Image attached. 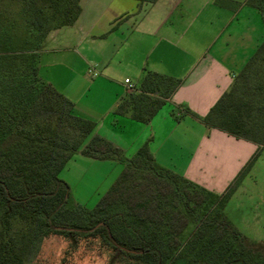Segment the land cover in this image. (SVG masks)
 <instances>
[{
	"label": "trees",
	"instance_id": "1",
	"mask_svg": "<svg viewBox=\"0 0 264 264\" xmlns=\"http://www.w3.org/2000/svg\"><path fill=\"white\" fill-rule=\"evenodd\" d=\"M17 1L35 48L0 54V137L16 138L12 145L0 146V264H25L32 229L42 238L101 239L138 264L186 258L188 264H264V244L251 242L225 213L258 153L221 194L160 166L148 145L126 158L122 149L94 135L96 123L75 116L73 102L39 76L40 47L50 32L76 22L81 0ZM246 3L264 17V0ZM179 84L147 72L139 92L124 100L116 114L130 113L147 124ZM202 121L264 148V43ZM78 153L123 165L110 190L90 210L89 222L82 220L87 208L72 198L69 185L59 177ZM199 213L195 228L187 233ZM15 224L25 230L14 231ZM204 249L205 262L190 256Z\"/></svg>",
	"mask_w": 264,
	"mask_h": 264
},
{
	"label": "crops",
	"instance_id": "2",
	"mask_svg": "<svg viewBox=\"0 0 264 264\" xmlns=\"http://www.w3.org/2000/svg\"><path fill=\"white\" fill-rule=\"evenodd\" d=\"M246 1L81 0L76 22L50 32L40 47L39 76L126 158L148 145L156 162L176 173L170 153L180 163L187 149L192 156L182 175L219 194L258 150L202 121L264 43V17ZM147 72L180 84L147 124L116 114ZM222 178L226 183L217 188Z\"/></svg>",
	"mask_w": 264,
	"mask_h": 264
},
{
	"label": "rangeland",
	"instance_id": "3",
	"mask_svg": "<svg viewBox=\"0 0 264 264\" xmlns=\"http://www.w3.org/2000/svg\"><path fill=\"white\" fill-rule=\"evenodd\" d=\"M33 39L32 33L24 23V16L18 1L0 0V54L29 52L35 48ZM255 80L253 78V83H256ZM37 114H40V111ZM189 140L193 143L196 137L190 136ZM15 141L16 138L13 136H1L0 146L5 148ZM256 153H258L256 160L243 179L239 181V185L225 208V213L233 226L251 242L264 244V148L259 149L258 147ZM170 154V163L175 167L173 170L182 175L183 167L192 153H189L187 149L181 152L179 154L182 158L180 163L176 160L178 153L171 151ZM122 168L123 165L117 161L92 160L80 153L74 155L67 163L59 177L69 185L72 198L88 209H84L85 213L82 217L84 222H89L90 210L95 208L100 199L110 190ZM206 171V177L212 179L215 176L219 180L215 170ZM238 176L239 174L228 185H224V191L238 180ZM224 183H226L225 179H220L217 188L223 187ZM200 217L201 213L191 219L187 233L195 228ZM13 228L18 232L25 230L21 224H15ZM1 230L0 212V232ZM32 232L33 239L25 255V264H138L115 253L109 246L101 243V239L67 238L57 235L42 238L36 234L35 229H32ZM190 256H195L196 260L205 262L206 250H202L201 254L193 252ZM187 260L188 258L176 259L172 264H188Z\"/></svg>",
	"mask_w": 264,
	"mask_h": 264
},
{
	"label": "built area",
	"instance_id": "4",
	"mask_svg": "<svg viewBox=\"0 0 264 264\" xmlns=\"http://www.w3.org/2000/svg\"><path fill=\"white\" fill-rule=\"evenodd\" d=\"M125 84H126V87H127L129 92H134L135 91V86H134V84L131 83L130 80H126Z\"/></svg>",
	"mask_w": 264,
	"mask_h": 264
}]
</instances>
